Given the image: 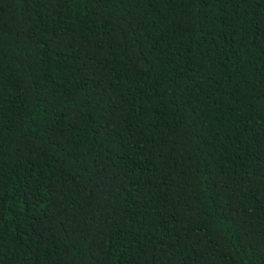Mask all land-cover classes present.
I'll use <instances>...</instances> for the list:
<instances>
[{"label":"trees","instance_id":"trees-1","mask_svg":"<svg viewBox=\"0 0 264 264\" xmlns=\"http://www.w3.org/2000/svg\"><path fill=\"white\" fill-rule=\"evenodd\" d=\"M0 264H264V0H0Z\"/></svg>","mask_w":264,"mask_h":264}]
</instances>
